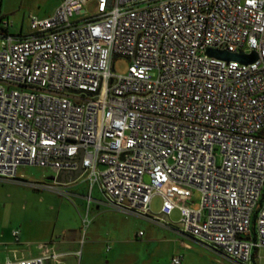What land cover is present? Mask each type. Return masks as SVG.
<instances>
[{
	"label": "built area",
	"instance_id": "2783aa9c",
	"mask_svg": "<svg viewBox=\"0 0 264 264\" xmlns=\"http://www.w3.org/2000/svg\"><path fill=\"white\" fill-rule=\"evenodd\" d=\"M89 1L99 7L90 16ZM1 23L0 179L36 165L55 170L62 186L60 173L81 167L87 205L97 184L115 210L158 220L150 211L158 195L160 214L180 211L181 234L238 264L259 258L264 0H58L49 16H30L25 35ZM207 49L256 59L224 60ZM118 57L129 62L124 75L114 73ZM176 187L185 196L198 191V208L177 203L168 192Z\"/></svg>",
	"mask_w": 264,
	"mask_h": 264
},
{
	"label": "rangeland",
	"instance_id": "374dc122",
	"mask_svg": "<svg viewBox=\"0 0 264 264\" xmlns=\"http://www.w3.org/2000/svg\"><path fill=\"white\" fill-rule=\"evenodd\" d=\"M56 3L57 0H0V16L12 22L10 31L18 33L21 30L22 34H27L31 30L30 16L46 17L52 13ZM83 9L90 16L96 14L99 7L96 2L89 1ZM128 65V60L118 57L114 60V73L126 74ZM55 176L52 168L29 165L18 170L16 179H0V233L8 237L14 229L29 235L52 228L77 230L82 240L78 250L83 251L84 259L90 252L91 264H104L106 257L98 252L105 245H110L111 253L119 256L120 264H171L172 255H182L181 264H238L200 238L181 234L178 231L181 214L177 208L167 219L126 215L104 204L97 184L93 186L91 197L93 201H103L100 202L101 210H106L97 213L92 201L88 213L90 222L88 227L84 226L81 218L86 211L87 182L79 178L74 184L64 187L53 183ZM144 181H148L147 176ZM33 183L54 184V188L36 189L31 185ZM60 190H65L67 194H60ZM168 192L179 204L193 208L199 206L200 195L196 190L190 196H185L178 187L169 188ZM161 203L160 196H153L151 213L159 214ZM115 237L120 243L113 247L111 241ZM258 256L248 264H264V247L258 250Z\"/></svg>",
	"mask_w": 264,
	"mask_h": 264
},
{
	"label": "crops",
	"instance_id": "0c3cea01",
	"mask_svg": "<svg viewBox=\"0 0 264 264\" xmlns=\"http://www.w3.org/2000/svg\"><path fill=\"white\" fill-rule=\"evenodd\" d=\"M57 3H58V0H57ZM3 20H8V19H3ZM8 22H9L7 26L8 33H11L15 36L25 35L21 33V30H19L18 33H14L10 31L12 22L10 20H8ZM1 25L2 23L0 22V26ZM24 167L26 166H23L20 168H24ZM58 179L61 183H65V185H62L64 187L74 184L76 181V180H70L69 176L61 177L59 175ZM91 192H90V196H91ZM92 201H93V198L91 199L90 203ZM100 202L101 201L99 200H94L92 203L95 209L97 210V213H99L100 211L103 212L106 210V209L101 210L100 204L103 203V201L101 203ZM90 203L89 205H87L86 203L85 215L82 216L81 218L82 225L84 226H87L90 222L88 219ZM104 204L106 206L108 205L106 202ZM108 208H112V207H108ZM158 215L164 219H167L169 217V216H165L160 213ZM85 216L88 220V224L86 225L84 224V221H83ZM179 230L180 228L178 226V231ZM80 235L81 233H79L77 230L70 231L69 229L67 230L64 228L59 229V230L58 229L55 230L54 228H52L51 230H48L45 232L38 230L35 233H32V235H29L23 230H19L17 237L13 235V230L8 237H5L3 233H0V264H2L6 258H13V257L29 258V257H35L38 255H41L44 252H55L59 254V257L57 259L50 258L45 262V264H91L90 263V252L86 254V257L84 259L83 251L78 250L80 242H82ZM111 242L113 243V247H114V244L120 243V241L116 237L112 239ZM111 251L112 249L110 245H105V247H103L102 249L100 248V251L98 252L99 255H101L102 257H106V260L103 261L104 264H120V259H118L119 256L113 252L111 253Z\"/></svg>",
	"mask_w": 264,
	"mask_h": 264
},
{
	"label": "water",
	"instance_id": "95a60500",
	"mask_svg": "<svg viewBox=\"0 0 264 264\" xmlns=\"http://www.w3.org/2000/svg\"><path fill=\"white\" fill-rule=\"evenodd\" d=\"M206 54L209 56L217 57L224 60H235L241 63H250L253 62L256 59V54L252 53L250 55H245L243 53L239 52H228L226 50H215V49H207ZM82 151H80V154ZM78 165L80 166V158L76 160ZM82 173V168L78 167L76 170L72 172H61V177L69 176L70 180H75L79 177V175Z\"/></svg>",
	"mask_w": 264,
	"mask_h": 264
},
{
	"label": "trees",
	"instance_id": "16d2710c",
	"mask_svg": "<svg viewBox=\"0 0 264 264\" xmlns=\"http://www.w3.org/2000/svg\"><path fill=\"white\" fill-rule=\"evenodd\" d=\"M2 17L0 16V22L2 21ZM0 30H5V28H3L2 26H0Z\"/></svg>",
	"mask_w": 264,
	"mask_h": 264
}]
</instances>
